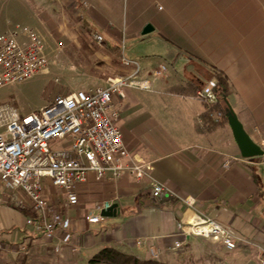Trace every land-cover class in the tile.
Wrapping results in <instances>:
<instances>
[{
	"label": "crops",
	"instance_id": "1",
	"mask_svg": "<svg viewBox=\"0 0 264 264\" xmlns=\"http://www.w3.org/2000/svg\"><path fill=\"white\" fill-rule=\"evenodd\" d=\"M118 2L0 0V34L17 25L28 26L46 41L60 35L66 44L79 43L81 38L65 28L69 19L59 14L78 11L80 22L102 31L92 33V40L94 34L102 36L101 51L95 57L106 63L82 75L90 80L81 81L85 88L79 89H89L104 85L108 76L130 71L121 62H113L108 45H117L120 36L122 42L138 39L150 24L152 31L143 37L158 46V53L128 59L137 61L144 71L158 68L163 60L170 67L153 82L152 90L129 88L114 96L113 103L131 155L127 163L135 162L132 156L148 163L151 177L171 195L153 197L148 177L137 180L126 174L96 181L89 174L76 187L108 184L109 191L103 194L109 198L78 200L77 206L65 209L58 188L61 195L56 196L49 187L44 189L54 208L72 219L70 241L60 251L54 249L59 233L49 241L26 223L29 217L18 209L29 208L25 197H17L14 203L0 199V236L8 243L25 245L35 259L32 264H87L104 247L139 259L179 264L196 240L180 236L182 220L200 213L221 222L239 239L238 245L264 253V153L241 157L227 121L207 129L203 116L208 106L194 98L213 71L223 74L231 89L228 102L264 152V0H127L125 22ZM178 64L182 73L175 69ZM66 90L58 89L61 94L39 108ZM4 190L0 188V197ZM186 197L194 199L192 205L185 202ZM103 201L117 203L119 213L103 216L99 223L87 222L84 216ZM176 241L180 247L174 246Z\"/></svg>",
	"mask_w": 264,
	"mask_h": 264
},
{
	"label": "built area",
	"instance_id": "2",
	"mask_svg": "<svg viewBox=\"0 0 264 264\" xmlns=\"http://www.w3.org/2000/svg\"><path fill=\"white\" fill-rule=\"evenodd\" d=\"M97 43L102 36L94 34ZM121 44L120 62L130 71L107 78L104 85L89 89H77L58 95L46 106L21 115L9 105L0 106V188L22 192L36 218H27L26 223L34 233L51 241L60 234L54 249L70 241L71 217L58 211L45 196L43 178L58 188L65 198V209L75 207L78 198L75 188L87 181L92 174L96 181L108 176L115 179L129 174L137 180L148 177L149 190L153 197L171 195V191L150 175V165L132 156L123 143L119 127V113L113 97L126 89L152 90L155 80L165 75L164 64L152 71H144L139 63L123 55ZM42 40L37 31L28 26H15L0 34V88L26 81L46 71ZM194 98L206 106L217 101L216 81L206 80L194 94ZM208 117L218 122L223 117L220 110H210ZM58 140L60 147H51L50 141ZM192 205L194 199L186 197ZM112 202L96 203L84 216L89 223H99L101 211ZM180 236L188 240L202 238L218 243L227 251H233L239 239L216 219L194 213L182 220ZM180 241L174 246L180 247Z\"/></svg>",
	"mask_w": 264,
	"mask_h": 264
},
{
	"label": "rangeland",
	"instance_id": "3",
	"mask_svg": "<svg viewBox=\"0 0 264 264\" xmlns=\"http://www.w3.org/2000/svg\"><path fill=\"white\" fill-rule=\"evenodd\" d=\"M118 3L122 9V21L125 22L127 20H125L127 0H119ZM59 14H62L61 16H63L64 20L69 19L66 22L65 28L70 32L71 36L80 37L81 42L66 44L60 35H53L47 41L40 37L43 44V52L47 59L46 71L26 81L9 84L0 88V106H12L22 115L28 113V111L39 109L53 95L61 94L58 92L60 88H66V93L77 90L79 87L85 88V86H81L80 82L86 81L89 78L88 76L85 78L82 75L84 73L88 75L92 72L89 70H95L96 66L106 63L95 57L101 51V45L92 40V33L102 31L90 22L89 26L84 22H80L82 16L78 11H69L68 15L66 12ZM57 16L59 15H55V17ZM57 20L55 19L59 23ZM74 40L77 41L79 39ZM121 44L122 38L120 36L117 45L121 48ZM124 47L123 55L126 58H145L146 56L158 53V46L145 41L143 35L139 36L138 39L125 38ZM162 63L166 67H170L168 61L163 60ZM175 69L180 73L183 72L180 64L176 65ZM137 93L141 92L137 91ZM49 144L51 147H60L62 142L51 140ZM42 183L44 189L47 190V187H49L48 189L55 196L61 195L60 191L51 185L50 179L43 178ZM15 193L19 195L16 196L14 195ZM17 197L22 200L25 196L22 192L4 190L1 193L0 199L14 203ZM195 239L189 245L184 259L179 264H264V253L258 251L253 246L238 245L235 250L227 251L221 245L211 240ZM27 251L25 245L18 246L8 243L0 236V264H32L35 259Z\"/></svg>",
	"mask_w": 264,
	"mask_h": 264
},
{
	"label": "trees",
	"instance_id": "4",
	"mask_svg": "<svg viewBox=\"0 0 264 264\" xmlns=\"http://www.w3.org/2000/svg\"><path fill=\"white\" fill-rule=\"evenodd\" d=\"M109 54L112 57V60L115 64H119L121 51L118 45H108ZM216 81V93L217 101L216 103L209 107L206 114L203 116V125L207 129H212L217 126H220L222 123L226 122L224 115L225 102L223 97L228 98L231 93V89L228 83L227 78L218 72L213 71L211 74ZM210 110H220L223 112V117L218 122H212L208 117V112ZM110 186L100 185V184H91L90 186H80L76 187V195L78 200L85 199H96L97 201L102 200L103 198H109V195L103 194V192L109 191ZM19 211L23 213L25 217L36 218V214L27 207H18ZM87 264H168L166 262L156 261L152 259H139L134 255L123 253L112 247H104L98 250L87 262Z\"/></svg>",
	"mask_w": 264,
	"mask_h": 264
},
{
	"label": "water",
	"instance_id": "5",
	"mask_svg": "<svg viewBox=\"0 0 264 264\" xmlns=\"http://www.w3.org/2000/svg\"><path fill=\"white\" fill-rule=\"evenodd\" d=\"M152 29L153 28L150 24H146L141 34H147L152 31ZM223 99L225 102L224 115L239 150L240 156L243 158H252L263 155L264 152L262 148L247 134L227 98L223 97ZM116 213H119L117 203H112L108 208L101 211V215L104 217L115 216Z\"/></svg>",
	"mask_w": 264,
	"mask_h": 264
}]
</instances>
